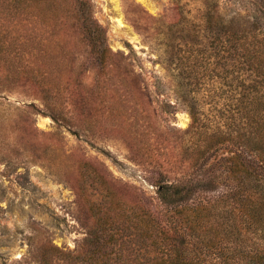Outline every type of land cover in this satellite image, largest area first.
Listing matches in <instances>:
<instances>
[{
  "label": "rangeland",
  "instance_id": "374dc122",
  "mask_svg": "<svg viewBox=\"0 0 264 264\" xmlns=\"http://www.w3.org/2000/svg\"><path fill=\"white\" fill-rule=\"evenodd\" d=\"M71 1H56L69 8L65 22L36 27V63L53 83L46 97L15 78L16 63L0 62V264L132 258L127 205L164 212L158 185L206 179L194 165L188 110L196 104L211 119L228 87L221 45L201 17L212 1L247 27L261 15L252 0H83L101 32L94 49ZM183 77L204 88L192 92ZM226 185L218 179L202 195L217 201ZM102 228L130 242L99 257L90 241Z\"/></svg>",
  "mask_w": 264,
  "mask_h": 264
},
{
  "label": "trees",
  "instance_id": "16d2710c",
  "mask_svg": "<svg viewBox=\"0 0 264 264\" xmlns=\"http://www.w3.org/2000/svg\"><path fill=\"white\" fill-rule=\"evenodd\" d=\"M56 1L0 0V28L6 29L0 32V62L16 63L11 70L15 78L34 82L45 97L53 83L47 68L36 63L32 44L37 24L48 27L51 20L68 19L69 8ZM69 4H74L91 46L101 48V32L89 19L87 3L72 0ZM210 4L213 13L209 17L204 13L201 20L221 45L220 68L227 74L228 92L224 109L211 119L196 104L191 107L187 130L198 154L194 165L197 170L205 166L206 179L191 183L177 176L158 185L164 212L128 204L134 219V233L127 237L133 241L128 245L133 257H117L111 264H264V0L251 1L252 9L261 15L248 27L223 19L219 1ZM183 80L192 92L204 88L199 79ZM218 179L227 183L226 191L217 201L205 199L202 194L213 191ZM102 233L101 239L90 241L98 252L118 245V240L119 249L130 242L122 229L104 228ZM138 249L143 250L141 255ZM105 256L100 262L92 256L85 261L108 264Z\"/></svg>",
  "mask_w": 264,
  "mask_h": 264
}]
</instances>
